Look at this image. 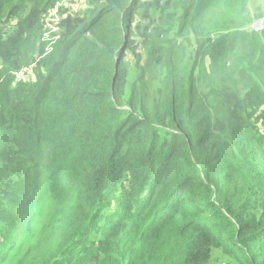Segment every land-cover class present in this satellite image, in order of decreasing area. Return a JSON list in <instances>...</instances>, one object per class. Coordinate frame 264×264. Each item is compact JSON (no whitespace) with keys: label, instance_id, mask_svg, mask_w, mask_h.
I'll use <instances>...</instances> for the list:
<instances>
[{"label":"trees","instance_id":"16d2710c","mask_svg":"<svg viewBox=\"0 0 264 264\" xmlns=\"http://www.w3.org/2000/svg\"><path fill=\"white\" fill-rule=\"evenodd\" d=\"M62 1L0 0V264H264V28L228 16L249 5Z\"/></svg>","mask_w":264,"mask_h":264},{"label":"rangeland","instance_id":"374dc122","mask_svg":"<svg viewBox=\"0 0 264 264\" xmlns=\"http://www.w3.org/2000/svg\"><path fill=\"white\" fill-rule=\"evenodd\" d=\"M241 2L248 4L249 6H245L243 5V9L240 7L239 4L234 5L230 11L228 12V16L232 19L233 22V26H237L239 24H241L243 21V18H246L245 16H248V21L252 22L250 29L256 33L261 32L262 28H264V1L261 0L260 3L255 1L253 3H251V0H241ZM82 3L78 2V0L75 1H71V0H67L65 3V7L67 9L66 14H71V15H75L77 12H79L80 10L83 9V7L81 6ZM260 13L263 14V16L260 18ZM52 14H55V10L52 11ZM65 15H61V16H54L57 17V19L59 18H64ZM258 17L256 19H254L255 17ZM51 20H49L48 22V26L46 27L47 29H49L50 31H54V34L57 32V27L50 22ZM50 35H48L49 37ZM58 36H59V32H58ZM245 52H250L249 48H245L244 50ZM253 57V55H252ZM233 55L229 58V60L225 63V66L227 67L228 70L231 69L232 63H233ZM129 64L131 66V68H134V63H131V59L129 61ZM207 66H209V64L207 63ZM219 71H221V68H219ZM256 71L264 76V63L261 62L260 66H256ZM22 72L21 74H18L16 76V78L19 81H22V79L26 80V75ZM247 78V75L245 72L242 73V76L240 77V82L243 83ZM231 80H236V78H232ZM242 88L236 90H232V92H230L232 94L231 96V100L233 103V106L235 107L238 106L239 101L241 102V100L243 99V95L241 94L240 90ZM230 91V90H229ZM47 159V150L43 147V152H42V157H41V161H45ZM39 207H41V204H39ZM45 216H47L48 221L55 223L58 220V215H57V209H55L53 206L52 207H48L46 208V213ZM33 261H35L34 259H32ZM212 264H222V260L220 258L217 257V255L214 256L213 259V263Z\"/></svg>","mask_w":264,"mask_h":264},{"label":"built area","instance_id":"2783aa9c","mask_svg":"<svg viewBox=\"0 0 264 264\" xmlns=\"http://www.w3.org/2000/svg\"><path fill=\"white\" fill-rule=\"evenodd\" d=\"M66 1L67 0H63L61 3H58L57 6L59 7V6L65 5ZM55 13H56V11H55ZM50 20H51L50 22H52L57 27V30H56L57 32L54 34V31H50L49 29L46 28L47 30H46V32H44L43 37H44V40L46 42H51V44H53V42L59 38V36H58L59 27H58L57 23H55L57 21V19L52 18ZM48 22H49V20H48ZM47 26H48V24H47ZM48 35H50V36L48 37Z\"/></svg>","mask_w":264,"mask_h":264},{"label":"water","instance_id":"95a60500","mask_svg":"<svg viewBox=\"0 0 264 264\" xmlns=\"http://www.w3.org/2000/svg\"><path fill=\"white\" fill-rule=\"evenodd\" d=\"M115 72H116V67H115ZM114 75H115V73H114Z\"/></svg>","mask_w":264,"mask_h":264}]
</instances>
